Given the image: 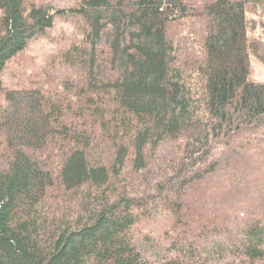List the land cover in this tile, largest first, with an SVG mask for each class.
<instances>
[{"label": "trees", "instance_id": "16d2710c", "mask_svg": "<svg viewBox=\"0 0 264 264\" xmlns=\"http://www.w3.org/2000/svg\"><path fill=\"white\" fill-rule=\"evenodd\" d=\"M253 7L0 0V264H264Z\"/></svg>", "mask_w": 264, "mask_h": 264}, {"label": "rangeland", "instance_id": "374dc122", "mask_svg": "<svg viewBox=\"0 0 264 264\" xmlns=\"http://www.w3.org/2000/svg\"><path fill=\"white\" fill-rule=\"evenodd\" d=\"M55 5H69L74 4L79 0H52ZM248 22H249V32L251 36L255 35V38H261L263 41V50L262 53L264 54V9L260 8H252L248 12ZM80 20H70V21H60L58 27H60L61 31L65 32L66 34L64 37L55 40V46L52 49V53L57 48H62L68 44L69 41L75 39V36L80 31ZM250 25L252 28H250ZM37 39L33 40L30 43V51L34 49V45L36 44ZM250 63L252 66V74L257 79H264V60L257 58L255 55L250 54ZM12 70V69H11ZM10 70V71H11ZM255 156L250 159L249 164H252L253 167L260 166L264 164V144L256 150Z\"/></svg>", "mask_w": 264, "mask_h": 264}]
</instances>
